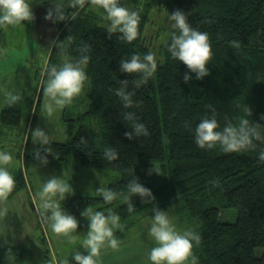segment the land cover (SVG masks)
I'll use <instances>...</instances> for the list:
<instances>
[{
    "label": "trees",
    "instance_id": "obj_1",
    "mask_svg": "<svg viewBox=\"0 0 264 264\" xmlns=\"http://www.w3.org/2000/svg\"><path fill=\"white\" fill-rule=\"evenodd\" d=\"M52 2L39 0L43 6ZM91 2L85 0L83 7L67 5L66 19L60 20V33L48 56V65H59L64 55L79 59L87 46L90 101L84 112L65 121V141H50L45 146L48 153L42 146L31 155L24 151V162L27 158L41 161L39 153L47 156V162L60 166L75 159L86 169L114 171L119 177L108 187L118 193L127 191L134 169V175L155 197L145 204L138 194L133 196L135 207L129 211L120 197L105 202L102 197L71 194L64 208L76 216L78 228L87 227V218L80 215L86 206L105 214L108 209L119 213L124 227L118 231L123 232L137 219L152 216L154 206L167 209L180 203L184 226L193 227L201 236L193 248L199 264H264V161L259 159L264 138L254 140L255 147L246 151L224 152L219 145L200 148L193 131L214 110L221 129L247 118L250 124L258 123L264 137V0H146L140 10L139 34L131 42L123 40L120 33L109 34L107 27L94 22L85 12ZM154 5H161L169 15L182 10L194 27L209 33L213 55L208 75L197 79L191 73V79H183L189 70L167 47L171 33L178 32L174 28L162 48L163 60L158 61L147 83L137 88L132 81L139 79V74L119 70L121 58L150 51L143 35ZM62 40L67 44L63 53L58 42ZM234 40L240 42L238 48L230 43ZM43 76H47L46 71ZM123 79L129 81L138 105L125 108L113 91ZM244 105L251 112H246ZM127 111L135 112L146 124L148 136L129 139L124 135L131 130L130 121L124 118ZM20 120L21 111L14 104L1 111L2 126H17ZM92 121L101 127L102 149L90 144L88 125ZM106 147L116 149V160L104 157ZM152 165L159 173L150 171ZM15 181L12 192L25 185L21 172ZM222 212H231L232 220L223 219ZM28 257L21 248L0 250V264H22Z\"/></svg>",
    "mask_w": 264,
    "mask_h": 264
},
{
    "label": "clouds",
    "instance_id": "obj_2",
    "mask_svg": "<svg viewBox=\"0 0 264 264\" xmlns=\"http://www.w3.org/2000/svg\"><path fill=\"white\" fill-rule=\"evenodd\" d=\"M33 0H0V26L23 25L34 19L32 10ZM69 6L78 5L83 7L85 0H68ZM93 7L99 12L102 22H106L107 32L120 33L121 38L128 42L133 41L138 36V25L141 19L140 9L133 7L131 0L122 2V0H92ZM55 16L50 9L46 15L48 19L65 20V2L64 0H53ZM75 15V13H73ZM169 19L173 22L172 28L178 32L171 33V41L168 43V50L173 58L183 62L189 71L183 75V79H191V73H195L197 79L208 75V62L212 53V43L209 33L201 31L194 27L188 20L187 15L180 9L170 13ZM71 38L69 37V40ZM61 53L67 47V44L58 41ZM56 46H57V43ZM234 47H239V41H230ZM79 59L71 60L66 55L62 56V62L48 65L45 59L42 71H46L47 80L43 85V94L45 102L43 104L44 112L49 116L58 114L65 106L72 105L74 99L80 96L89 82L86 68L90 56L87 54V46L82 50ZM158 67L157 54L148 51L143 56L139 52L132 53L129 58L119 60V70L122 73L139 74V79H134L132 83L135 87L147 83ZM119 87L113 89L120 98L125 108L138 105L139 101L133 99L134 92L129 89L127 79L119 80ZM3 95L6 103L9 105L18 102L21 99L20 93L8 89H3ZM246 112L251 109L244 105ZM124 118L131 123V130L124 133L129 139L133 136H148L149 129L146 124L133 111H127ZM255 125L250 124L247 118L241 119L238 125L227 123L221 129L215 116V111L210 117L202 118L194 128V140L196 144L203 149H212L217 145L224 152H241L254 148V140H259L261 133ZM28 133H25L27 141ZM31 136L34 143L44 147V152L48 153L50 140L48 133L42 128L31 129ZM42 163H47V156H39ZM103 155L108 161H114L118 158V152L113 147H106ZM259 159L264 161V151L259 153ZM14 160L11 151L0 149V200L7 199L9 193L15 186V179L9 166ZM150 171L159 173V169L152 165ZM128 181L127 191L118 193L108 186H99L95 191L102 196L105 202H111L120 197L127 203L129 211L135 207L132 198L135 195L141 197L142 203L154 201L155 197L150 188L143 185L139 178L134 175ZM74 189L69 179L51 175L45 178L41 188L37 193L39 203L37 205L41 218L50 221L51 229L57 234H62L70 242L80 239L77 231L79 221L76 216L68 212L63 206L62 201L67 196L73 194ZM80 215L87 218V230L80 240L81 246L85 251L74 250L70 256H64L57 264H100L101 249L107 244L112 248L119 246V237L117 230H122L124 225L121 223L119 213L108 209L107 214L100 210H94L91 207H85ZM148 232L154 241L150 248L148 259L152 264H199V257L193 251L194 245H198L201 236L193 227L178 228L173 218L166 208L154 206Z\"/></svg>",
    "mask_w": 264,
    "mask_h": 264
},
{
    "label": "rangeland",
    "instance_id": "obj_3",
    "mask_svg": "<svg viewBox=\"0 0 264 264\" xmlns=\"http://www.w3.org/2000/svg\"><path fill=\"white\" fill-rule=\"evenodd\" d=\"M64 2L66 9L69 3L68 0ZM145 2L146 0H131L132 6L140 10L143 9ZM50 9L53 10L54 17L53 4L43 6L39 0H33L34 19L32 21L25 22L23 25L0 26V116L1 111L10 106L6 103L3 89L19 92L21 96L18 102L13 103L21 111L20 123L13 127L2 126L0 123V149L13 153L14 160L9 170L15 180L17 174L21 172L25 181V185L9 193L7 199L0 200V250L9 248L26 250L29 257L22 264H57L64 256H70L74 250L85 251L80 240L87 227L78 228L80 239L70 242L62 234L52 231L50 221L41 218L37 208L39 203L37 193L45 178L61 175L69 179L74 189L73 194L102 197L95 189L99 186H108L119 177V174L114 171H96L80 167L75 159L64 166L51 162L45 164L31 158H27L26 163L23 160L24 151L27 155H31L40 147L38 143H34L31 129L40 127L48 133L50 140L63 142L66 139L65 121L84 112L90 101L88 82L82 94L74 99L72 105L65 106L58 114L51 117L44 112L43 85L47 76H43L42 68L45 59L48 63L49 52L60 33L61 22L46 18ZM85 12L94 22L107 27L92 2L86 7ZM169 16L161 5H154L144 28V42L150 51L157 54L159 62L163 60L162 48L172 28ZM35 109L37 112L34 114ZM25 133L29 134L27 141H25ZM88 135L90 144L94 148L104 147L102 130L97 121H92L88 125ZM66 199L62 201L63 207ZM166 211L169 212L178 228H185L180 203H173ZM231 214V212H222L221 216L223 219L232 220ZM151 217L144 216L137 219L132 227L123 232L117 230L119 246L112 248L106 244L101 249L100 264H152L148 259L149 250L154 245L148 232Z\"/></svg>",
    "mask_w": 264,
    "mask_h": 264
}]
</instances>
